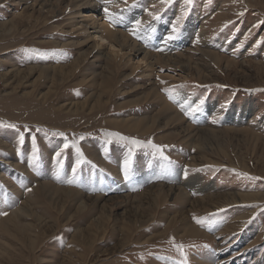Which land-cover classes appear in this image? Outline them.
I'll use <instances>...</instances> for the list:
<instances>
[{
	"label": "rangeland",
	"instance_id": "374dc122",
	"mask_svg": "<svg viewBox=\"0 0 264 264\" xmlns=\"http://www.w3.org/2000/svg\"><path fill=\"white\" fill-rule=\"evenodd\" d=\"M90 1L0 0V264H264V0Z\"/></svg>",
	"mask_w": 264,
	"mask_h": 264
},
{
	"label": "bare ground",
	"instance_id": "6f19581e",
	"mask_svg": "<svg viewBox=\"0 0 264 264\" xmlns=\"http://www.w3.org/2000/svg\"><path fill=\"white\" fill-rule=\"evenodd\" d=\"M73 1H75V3H81L83 1H85V3L82 4L81 6L88 5L89 4L88 2H91L90 0H73ZM89 9H91L92 12H95V11L99 12L97 5L93 6L91 4V7ZM78 14H81V13H78ZM88 17L89 16L84 15L83 18H85V19H83V20L87 24L91 23L93 25V27H94L93 29L95 31L94 32V36H95L94 38L99 39L101 42H106L111 47V49L113 50L112 53H109V55H115L117 58H119L120 56H121L120 58H123L125 56L126 59H128L126 61H128L129 63H131L134 60L133 56H135V58L139 57L140 55L143 56V57L141 56L142 58H141V60H139L138 68H140L141 64H143L146 67V70H144V69L141 70L142 71L141 74L149 76L153 73L155 65H168V64H171L172 62H175L176 59L172 56H164V54H162V55L153 54L150 51H146L143 48L138 47L136 44L131 42V40L127 37L126 34H124L122 31L116 30V28L113 29V27H111L108 23L104 22L103 20H98L95 16H93L90 19H88ZM88 30H89L88 28H86V29L82 28V31L84 33H87ZM94 45H95L96 49L99 48L100 46L102 47V44H99L98 42L94 43ZM126 50L130 51V54H126L123 52ZM215 60H218V59L215 58ZM42 70H45V69H42ZM164 102H166V101L164 100ZM167 110L172 111L173 113L178 115L177 111L169 104H167ZM247 113L248 112H246V114ZM178 117H179V115H178ZM200 139L201 138L199 137L197 140V143H198L197 146H199V144H200V142H199ZM191 162H193V161H191ZM157 188H158V190L162 191L161 193L166 195L168 199L171 197L179 198L180 195H183L184 198L189 197V192L186 191V187H184V186H162V185H159ZM57 191H66V192L75 194V192L73 190H62V189L58 188ZM192 191H194L196 193H203L204 194L206 189L204 191L203 188L200 186L198 188H195ZM205 197H204V199L199 200V204L206 206V207H203V210H206L207 205L210 203L213 204V202L216 199L222 200L223 198H225L227 203H228V201H230L229 199H231L233 205H236L238 203V199L236 198V196L233 198H227V196H215V195L209 194V196H205ZM122 198H129V199L132 198L133 199V197H130V196H124ZM97 200H99V199L97 198L95 201L97 202ZM163 200H165V199H163ZM165 202H166V200H165ZM195 202H198V201H195ZM81 207L85 208L84 204ZM175 219L176 220H173V222H171V223H174L177 220L184 222V223L186 222V220L184 218H182V216H180V218L176 217ZM190 231L193 232L196 236L203 235V233L200 232L196 227L194 228V226L192 229H190ZM209 263H211V261H209Z\"/></svg>",
	"mask_w": 264,
	"mask_h": 264
},
{
	"label": "snow or ice",
	"instance_id": "6c2138e0",
	"mask_svg": "<svg viewBox=\"0 0 264 264\" xmlns=\"http://www.w3.org/2000/svg\"><path fill=\"white\" fill-rule=\"evenodd\" d=\"M191 2H192V0H187V3H188V4H191ZM161 3L169 4V3H171V0H161ZM105 12H106V14H107V9H105ZM149 15L153 16V19H159V16H158V15H155V14H153V13H149ZM140 23H141L140 21H136V30H134L133 33H132V34L135 35L137 38H139V36H138V29H139ZM175 31H176V29H175V27H173V32H175ZM173 38H174V37L171 36V35L168 37L169 40H171V39H173ZM198 110H199V105H197L195 108H192V109H191L192 112H196V111H198ZM108 135H117V134L108 133ZM120 139H125V138H124V137H120ZM131 143H132L133 145H137V146H150L151 148L155 149L157 152H160L161 155H163L162 148L159 147V146H157V145H155V144H153L151 141H148V142H147V145H144L143 142L138 141V140H132ZM68 148H69V145H68L67 143H65L64 146H63V149H61L60 152H57V153H56V157H57V159H59V157H60V155H61V152L64 151V150H66V149H68ZM77 151L79 152V149H77ZM164 158L166 159V157H164ZM83 163H84L83 158H81L80 160H78V161L76 162L75 167L72 168V172H73V174L76 173L77 169H79L80 166H81ZM129 163H130V162H128V161L125 162V177H126V178H127V176H128V167H129ZM196 222H197V223H201L200 220H197ZM178 247H179V250L182 251L183 246L180 245V246H178Z\"/></svg>",
	"mask_w": 264,
	"mask_h": 264
}]
</instances>
